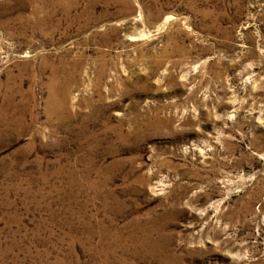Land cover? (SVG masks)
<instances>
[{
    "label": "rangeland",
    "instance_id": "obj_1",
    "mask_svg": "<svg viewBox=\"0 0 264 264\" xmlns=\"http://www.w3.org/2000/svg\"><path fill=\"white\" fill-rule=\"evenodd\" d=\"M0 264H264V0H0Z\"/></svg>",
    "mask_w": 264,
    "mask_h": 264
}]
</instances>
